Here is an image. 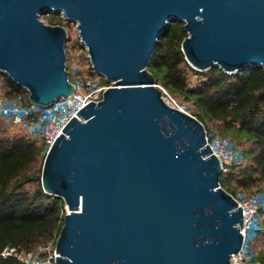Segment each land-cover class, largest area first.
I'll return each instance as SVG.
<instances>
[{
  "label": "water",
  "instance_id": "obj_1",
  "mask_svg": "<svg viewBox=\"0 0 264 264\" xmlns=\"http://www.w3.org/2000/svg\"><path fill=\"white\" fill-rule=\"evenodd\" d=\"M111 86L48 149L42 188L67 212L56 264H232L242 208L194 116L167 105L149 72L161 35L184 23L198 71L264 68V0H0V74L39 108L69 98L68 32Z\"/></svg>",
  "mask_w": 264,
  "mask_h": 264
},
{
  "label": "trees",
  "instance_id": "obj_2",
  "mask_svg": "<svg viewBox=\"0 0 264 264\" xmlns=\"http://www.w3.org/2000/svg\"><path fill=\"white\" fill-rule=\"evenodd\" d=\"M50 24L58 25L59 21L51 19ZM187 36L183 22H172L161 35L148 70L156 84L183 104L208 134L228 138L241 149L242 159L221 176V187L235 198L263 197L264 68L245 67L234 73L220 68L198 71L182 51ZM0 78L1 99L17 102L23 96L22 105L32 106L24 88L6 75L0 74ZM36 120L35 113L19 120L0 114V254L7 246L32 251L55 245L64 223L65 202L42 188L48 151L44 139L7 127L19 125L24 129ZM245 251L249 262L264 264V205L257 213ZM0 264L21 263L0 255Z\"/></svg>",
  "mask_w": 264,
  "mask_h": 264
},
{
  "label": "built area",
  "instance_id": "obj_3",
  "mask_svg": "<svg viewBox=\"0 0 264 264\" xmlns=\"http://www.w3.org/2000/svg\"><path fill=\"white\" fill-rule=\"evenodd\" d=\"M110 86V83H91L88 86H77L74 84V91L69 98H62L46 108H39L34 105L24 107L21 102L23 96L19 97L17 102H7L0 98V110L2 111L0 114L14 117L16 119L17 116H20L21 119L25 115L35 113L37 115V120L40 119L41 121L40 136L44 139L46 146L49 149L54 144L57 137H60L62 130L73 117L81 119L77 115V112L90 102H100L103 98L104 92ZM156 87L161 91L162 98L167 105L188 113L186 107L178 102L165 88L157 84ZM37 109L39 111H37ZM206 144L219 160L222 175L227 174L230 169L242 159L241 149L236 147L228 138L222 137L218 134L211 137L206 133ZM235 200L237 201L238 206L242 208L243 212L241 233L244 238V244L240 253L232 257V264H237L238 261L243 260L242 257H244L243 261L246 259V241L255 224L257 213L260 207L264 205V196L249 197L246 199L235 198ZM0 255L4 258L13 257L21 264H56V257L59 256V254L56 253L55 245L53 244L32 251L23 250L16 246H7L3 249Z\"/></svg>",
  "mask_w": 264,
  "mask_h": 264
},
{
  "label": "rangeland",
  "instance_id": "obj_4",
  "mask_svg": "<svg viewBox=\"0 0 264 264\" xmlns=\"http://www.w3.org/2000/svg\"><path fill=\"white\" fill-rule=\"evenodd\" d=\"M42 19L47 24H50L51 19H53V21L57 20L59 21V24L63 25L68 32L69 39L66 43V50H67V55H68L67 69H68L69 78L71 82L75 83L77 86H86L89 83L90 84L91 83L106 84L105 79L102 76H100L98 73L92 70L85 48L81 44H79L80 42H79L76 25L74 23L64 21L61 15H58L55 13H49L48 15H44ZM1 83H2V80L0 78V87L2 85ZM1 93H2V90L0 88V95ZM26 94L29 96L27 91H26ZM37 111L39 110L37 109ZM0 112L2 111L0 110ZM6 117L8 118V116ZM19 119H20V116H17L16 120H19ZM40 126H41L40 119L36 120L35 123H29L28 125L25 126L24 129L20 127L19 125L10 126L7 124V127H9L10 130L13 132L24 133L25 131H27L34 136H40ZM209 135L213 137L216 134L210 132ZM238 198L246 199L247 197L240 196ZM66 208L67 207L65 205V210ZM245 256H246V251H245ZM242 259L244 260V257H242ZM243 260L238 261L237 264H252L251 262H249V257L246 258L245 261Z\"/></svg>",
  "mask_w": 264,
  "mask_h": 264
}]
</instances>
